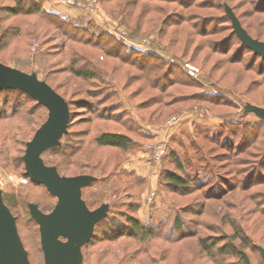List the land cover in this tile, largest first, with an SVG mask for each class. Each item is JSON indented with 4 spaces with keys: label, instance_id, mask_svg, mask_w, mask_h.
Instances as JSON below:
<instances>
[{
    "label": "rangeland",
    "instance_id": "374dc122",
    "mask_svg": "<svg viewBox=\"0 0 264 264\" xmlns=\"http://www.w3.org/2000/svg\"><path fill=\"white\" fill-rule=\"evenodd\" d=\"M229 8L264 42V0H0V62L70 106L45 164L94 176L83 199L108 207L83 264H245L243 253L264 264V120L253 110L264 108V59ZM48 117L25 93L0 91V190L32 264L45 256L29 206L49 214L58 199L23 158ZM104 133L128 149L98 146ZM169 173L188 186L173 189Z\"/></svg>",
    "mask_w": 264,
    "mask_h": 264
},
{
    "label": "water",
    "instance_id": "95a60500",
    "mask_svg": "<svg viewBox=\"0 0 264 264\" xmlns=\"http://www.w3.org/2000/svg\"><path fill=\"white\" fill-rule=\"evenodd\" d=\"M228 16L235 34L245 47L264 59V42L254 39L242 26L234 11ZM24 92L49 111L48 120L27 144L23 158L26 174L35 183L44 185L58 199L54 210L46 214L38 205L29 206L30 213L39 225L45 264H83L82 247L94 236L95 227L107 217L108 207L89 209L83 199V189L95 182L91 175L62 176L56 167L47 166L42 155L60 145L68 133L70 106L47 82L36 74H28L0 62V91ZM264 120V108L255 107ZM264 260V248L259 247ZM245 264H252L243 253ZM0 264H32L19 235L17 219L5 204L0 190Z\"/></svg>",
    "mask_w": 264,
    "mask_h": 264
},
{
    "label": "trees",
    "instance_id": "16d2710c",
    "mask_svg": "<svg viewBox=\"0 0 264 264\" xmlns=\"http://www.w3.org/2000/svg\"><path fill=\"white\" fill-rule=\"evenodd\" d=\"M75 74L78 76H84L82 71H77ZM130 142L131 140L125 135L115 133H104L96 139V143L100 147H116L120 149H128ZM166 179L170 182L173 189L186 188L189 184L184 177L176 173L167 174ZM131 221L135 224V220Z\"/></svg>",
    "mask_w": 264,
    "mask_h": 264
},
{
    "label": "built area",
    "instance_id": "2783aa9c",
    "mask_svg": "<svg viewBox=\"0 0 264 264\" xmlns=\"http://www.w3.org/2000/svg\"><path fill=\"white\" fill-rule=\"evenodd\" d=\"M151 151L155 154L156 157H161L164 154V148L160 146L153 147Z\"/></svg>",
    "mask_w": 264,
    "mask_h": 264
}]
</instances>
